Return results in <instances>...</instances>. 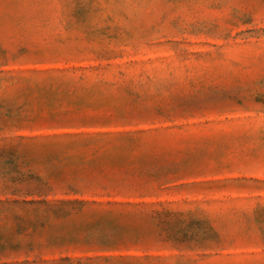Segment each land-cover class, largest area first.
Listing matches in <instances>:
<instances>
[{
    "label": "rangeland",
    "instance_id": "1",
    "mask_svg": "<svg viewBox=\"0 0 264 264\" xmlns=\"http://www.w3.org/2000/svg\"><path fill=\"white\" fill-rule=\"evenodd\" d=\"M0 264H264V0H0Z\"/></svg>",
    "mask_w": 264,
    "mask_h": 264
}]
</instances>
